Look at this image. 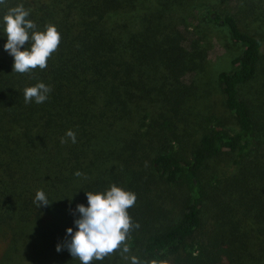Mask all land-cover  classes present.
Masks as SVG:
<instances>
[{
	"label": "trees",
	"instance_id": "1",
	"mask_svg": "<svg viewBox=\"0 0 264 264\" xmlns=\"http://www.w3.org/2000/svg\"><path fill=\"white\" fill-rule=\"evenodd\" d=\"M6 2L60 41L27 74L0 47V264H79L54 246L84 192L109 185L135 194L124 243L142 264H264V0ZM213 29L234 47L215 76L223 107L187 148ZM37 82L48 99L26 104ZM68 129L76 142L60 143ZM91 264L127 261L117 249Z\"/></svg>",
	"mask_w": 264,
	"mask_h": 264
},
{
	"label": "clouds",
	"instance_id": "2",
	"mask_svg": "<svg viewBox=\"0 0 264 264\" xmlns=\"http://www.w3.org/2000/svg\"><path fill=\"white\" fill-rule=\"evenodd\" d=\"M0 7L6 8L0 15V32L3 33L0 38L5 41L0 47L12 58V72L27 74L35 68L44 69L47 58L60 41L55 26L47 25L42 31L37 30L34 21L28 18L30 10L22 4L7 7L6 0H0ZM50 91V86L37 82L23 90L24 102L43 103ZM65 137L71 143L76 142V134L71 129L65 131L60 143H65ZM75 174L80 175L79 172ZM84 196L86 204H76L71 210L72 226L65 228L66 239L62 244L57 243L54 250L59 253L63 247L79 264H91L119 249L127 264H142L136 256L126 255L129 248L124 243L130 228L138 227L127 213L135 202V194L109 185L103 191L84 192ZM33 203L37 208L49 204L42 190L35 192Z\"/></svg>",
	"mask_w": 264,
	"mask_h": 264
},
{
	"label": "rangeland",
	"instance_id": "3",
	"mask_svg": "<svg viewBox=\"0 0 264 264\" xmlns=\"http://www.w3.org/2000/svg\"><path fill=\"white\" fill-rule=\"evenodd\" d=\"M209 45V67L206 71L208 75H206V79L200 82L201 85L195 89L183 109L182 115L186 122V128L183 131L186 135L187 148L197 144L202 138L205 127L202 118L214 112L217 113V117H220V111L223 107L215 76L218 72L229 68L227 60L234 47L222 38V31L219 29H213ZM229 48L230 52L228 51ZM220 121L222 122V120Z\"/></svg>",
	"mask_w": 264,
	"mask_h": 264
}]
</instances>
